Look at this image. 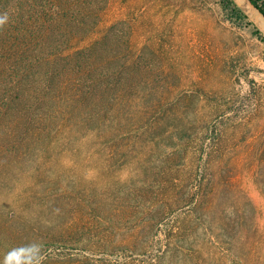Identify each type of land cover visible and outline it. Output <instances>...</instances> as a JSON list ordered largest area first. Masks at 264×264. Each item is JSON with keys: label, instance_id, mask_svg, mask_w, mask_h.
<instances>
[{"label": "rangeland", "instance_id": "1", "mask_svg": "<svg viewBox=\"0 0 264 264\" xmlns=\"http://www.w3.org/2000/svg\"><path fill=\"white\" fill-rule=\"evenodd\" d=\"M236 1L0 0V59L108 33L120 64L102 114L67 61L0 93V264H264V21Z\"/></svg>", "mask_w": 264, "mask_h": 264}, {"label": "trees", "instance_id": "2", "mask_svg": "<svg viewBox=\"0 0 264 264\" xmlns=\"http://www.w3.org/2000/svg\"><path fill=\"white\" fill-rule=\"evenodd\" d=\"M248 1H250V3L264 15V0ZM25 2H29L32 8H38L42 4V0H25ZM220 3L227 12L229 18L235 21H242L248 18V14L236 0H220ZM65 25H69V23H65ZM81 25V23H77L79 28ZM56 27L61 26L53 22L50 23L51 30L55 31ZM257 32L260 33V30L257 29ZM260 37L264 40V35L261 34ZM31 41L33 42V39H31ZM66 41L68 40L54 37V34H51L49 37L42 38L41 44L44 45V49L46 48L49 50L47 57L43 60L42 56L38 54V51L42 52L43 49L32 50L28 53L15 54L11 57L5 56L3 59H0V64L2 65L0 71L5 74L0 83V93L4 95L8 93L10 94L11 92L9 90V86H13L15 83H19V85L23 84V86L29 83V81H27V79L31 76L29 69L31 64L36 62H41L46 67L50 66L53 68L48 72L45 70L41 76V79L43 78V81L47 84V87H49L52 83L48 82L55 77V68L57 65H61L67 61V63L72 64V67H70L71 76L69 81H67L64 85H66L65 88L67 90L70 88L73 89L74 92L68 97V101L71 102L72 98V102L77 103L80 108L84 109V107L86 108L89 105L86 104V102L90 99V90L93 88H99L100 94H98L94 100V105L98 107L99 110L96 108L94 110L89 107L87 110L93 114H102L103 102L107 99L109 87L112 86L113 79H117L118 77L116 74H112V72H107V69H110V67L114 64L111 59L110 62L112 66H107L105 63L108 61V58L106 59L105 57L110 55L108 33L80 48H74V45L71 46V44H68L70 51L66 50L68 48L65 49L63 47ZM101 54H105V57H101ZM96 64H99L100 67H96ZM119 65H117V68L113 67L115 68V71L119 69L117 72L120 73ZM37 95V90H32L28 94V96L33 97H36ZM16 96V98H20L17 93Z\"/></svg>", "mask_w": 264, "mask_h": 264}, {"label": "clouds", "instance_id": "3", "mask_svg": "<svg viewBox=\"0 0 264 264\" xmlns=\"http://www.w3.org/2000/svg\"><path fill=\"white\" fill-rule=\"evenodd\" d=\"M3 21L0 20V23H2ZM16 249H13L12 251H15ZM12 251L8 252L5 257H4V262L3 264H10V261H9V257L12 255Z\"/></svg>", "mask_w": 264, "mask_h": 264}, {"label": "bare ground", "instance_id": "4", "mask_svg": "<svg viewBox=\"0 0 264 264\" xmlns=\"http://www.w3.org/2000/svg\"><path fill=\"white\" fill-rule=\"evenodd\" d=\"M263 21H264V15H262Z\"/></svg>", "mask_w": 264, "mask_h": 264}, {"label": "water", "instance_id": "5", "mask_svg": "<svg viewBox=\"0 0 264 264\" xmlns=\"http://www.w3.org/2000/svg\"><path fill=\"white\" fill-rule=\"evenodd\" d=\"M250 2V1H249ZM257 9V8H256ZM258 10V9H257Z\"/></svg>", "mask_w": 264, "mask_h": 264}]
</instances>
